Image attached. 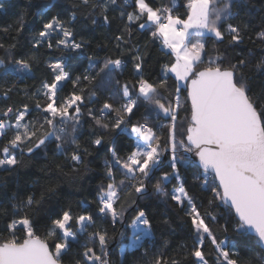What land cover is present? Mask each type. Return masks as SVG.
I'll list each match as a JSON object with an SVG mask.
<instances>
[{
	"label": "snow or ice",
	"instance_id": "1",
	"mask_svg": "<svg viewBox=\"0 0 264 264\" xmlns=\"http://www.w3.org/2000/svg\"><path fill=\"white\" fill-rule=\"evenodd\" d=\"M177 6L178 0H170V6L156 0H78L76 11L65 18L46 17L49 5L37 13L41 24L27 50H19L26 13L15 25L0 26V65H5L0 75V191L51 145L54 155L63 157L42 169V182H33L38 191L17 188L6 203L0 199V213L7 216L0 264H111L110 245L129 208L134 209L133 234L122 256L143 249L144 264H264V82L254 86L255 77H264V12L257 26L252 0H187L184 18L175 14ZM4 7L0 0V11ZM115 20L120 21L116 33L107 44H96L111 45L112 53L103 59L88 55V69L96 71L78 73L73 54L84 56L93 43L80 33L110 31ZM136 32L159 39L174 55L159 78L148 74L147 44L137 46ZM193 37L201 39L193 42ZM248 43L252 47L246 52L230 55ZM44 48L50 53L43 61L49 78L41 80L40 88H17L6 79L12 74L8 65L17 79L34 78ZM129 64V77L114 80ZM169 73L178 82L171 89ZM98 78L107 89L103 100ZM185 86L191 118L178 138ZM13 95L24 99L10 104ZM161 118L169 122L160 123ZM125 137L132 145L127 152L116 147ZM178 150L199 158L203 172L193 179L202 180L196 186L208 192L206 200L185 186L178 165L190 162ZM105 151L109 155L94 201L82 200L75 208L71 202L51 204L60 195L53 173L67 175V167L78 183L91 172L88 157ZM153 195L187 218L191 245H179L175 255L167 239L156 247L155 217L138 203ZM160 222L175 235L167 217ZM41 224L43 239L36 231ZM18 228L22 237L16 235ZM230 231L239 239L233 240ZM75 246L82 249L77 256L72 255Z\"/></svg>",
	"mask_w": 264,
	"mask_h": 264
},
{
	"label": "trees",
	"instance_id": "2",
	"mask_svg": "<svg viewBox=\"0 0 264 264\" xmlns=\"http://www.w3.org/2000/svg\"><path fill=\"white\" fill-rule=\"evenodd\" d=\"M5 5L4 10L0 11V26H4L7 24L15 25L18 20L19 16L22 13H26L24 17V31L20 34V45L19 50H27L30 45L28 41L33 37V35L38 30L41 21L37 18V13L42 12L44 7H48V15H56L60 14L61 16L67 18L68 15L71 14L72 11H76L74 4L78 2V0H31V7H29V0H9V1H2ZM156 2L163 6H170V0H156ZM186 3L187 0H178V6L176 9L175 14H179L182 18L185 16L186 12ZM252 3L255 4L258 15L254 18L255 24L258 26L259 24V12H264V0H252ZM120 25V21L115 20L111 25V30L105 29H97L92 30L88 29L84 33H80L85 35L86 39L91 40L92 46L89 49L85 50L84 56H79V54H73L77 56V59L72 61L76 71L78 73L85 72L88 69L89 61L87 59L88 55H93L94 57H98L103 59L106 55L112 53L111 45L106 48H97L96 44L98 43H108L110 37L116 33L118 27ZM79 24H77V30L79 31ZM252 35L254 36L255 33L253 32ZM136 43L137 46H143L147 44V52H148V60H149V75H151L154 79L159 78L162 74V69L165 64H169L174 62L173 56L167 52L162 47V43L159 39L153 40L150 38L148 33L143 32H136ZM0 38H3V34L0 33ZM200 38V37H198ZM219 47V45H218ZM252 47L251 43L246 44L243 46L242 49H237L236 52H230V55L236 57L237 52L245 51L247 48ZM209 50L210 54H214L211 51V43L209 42ZM49 50L44 48L39 50V56L41 63L38 66H35L33 69L34 78H25V79H17L15 74V70L11 69V66L8 65L9 70L12 74H10L6 79L10 82L16 83L17 88H25L27 87L30 91L40 88L41 87V80L49 78L47 75V69L44 67L43 61L49 58ZM51 55H60L59 52L51 53ZM127 58V57H126ZM5 68V67H4ZM4 68L0 70V75L3 74ZM91 71H96V69H91ZM131 73V65L129 64L128 70L121 75L117 72L114 76L115 79H120L123 81L125 78L129 77ZM23 75V74H22ZM169 77V87L170 89L176 83L175 77L172 75H168ZM101 78L97 79V85L99 86L97 91L101 95V100L107 98V89L103 84L100 82ZM262 82H264V77L257 76L255 77V84L254 86H259ZM71 89V85H68L66 91ZM187 87L181 88V99H182V107L180 110V121L177 125V133L178 138H181L182 135L186 131V126L190 122L191 118V111H190V100L187 99ZM23 98V96H16L13 95L12 99L8 101L10 104H17ZM4 106V103L0 101V108ZM144 114V110L141 109V115ZM169 121L167 118H161L160 123H168ZM165 134L167 129L164 130ZM163 142V140H162ZM131 141L124 138L123 141L117 143L116 147L118 150H122L123 152H127V150L131 147ZM109 153L107 151L99 154H94L93 156L88 157L90 163L91 172L84 177L83 180L79 181L78 183H73L74 174L71 173L67 167H65L64 172L67 175H60L58 172L53 173V175L58 176L60 181V188H59V197L54 199L51 204L59 202L68 203L71 202L73 207L75 208L80 201L82 200H95L97 195V187L103 180V162L106 158H108ZM179 157L183 159L187 156L189 160V166H185L183 164L178 165L181 175L185 178V186L188 187L190 190L195 191L198 197L203 199L208 198V192L202 189L201 187H197V183L202 184V180L197 182L194 181V176H200L203 172L202 167H200L198 163V157L193 154H185L183 152L178 153ZM166 162L168 160V156L165 155L163 158ZM63 162V157L54 155V144L51 145L50 151L47 154L41 153L38 159H34L29 162V166L21 169L18 173V177L16 179L9 178V184L7 188L0 191V199H4L5 203L7 202L6 198L11 196L13 191H16L19 188V191L23 193L27 191L29 188L32 190H37L33 186L34 181H41V178L44 176V172L42 169H45L50 166H54L56 163ZM165 171H170V169L166 166ZM211 176V174H209ZM91 177V179H90ZM141 207H145L149 210L153 216L155 217L154 220V234L156 237V247L158 248L159 245L162 243L163 240L167 239L170 243L171 254L175 255V252L179 245L181 244H188L191 245V240L188 239V227L186 226L187 218L183 216V213L172 206L170 201L166 202L163 199L159 198L156 195L151 196L148 200L138 201ZM51 206V205H49ZM94 206V205H93ZM10 214V213H9ZM134 209L129 208L128 212L125 214L124 225L117 224L116 232V240L110 245L109 249V259L111 264H144V260L142 259L143 249H136V250H129L121 255V249L128 244L132 237V229L129 226L133 219ZM167 217L173 227L176 230L175 235H169L167 226L163 225L160 221L162 218ZM7 216L3 213H0V233L4 236H7V233L4 232L5 229V219ZM221 222L225 219V217H219ZM232 219L234 220L235 217L233 216ZM107 226V225H105ZM41 230L39 232V236L43 239L45 238L46 231L45 226L41 224L36 231ZM111 230V229H110ZM16 235L18 237H22L23 233L20 229H17ZM228 235L233 239L237 240V237L231 231ZM2 238V237H0ZM253 243H255V237H253ZM83 243V241H81ZM49 244H52V240H49ZM146 248H152L150 243L145 244ZM209 251L212 250L211 245H208ZM82 249L79 246H75L73 249V256H77Z\"/></svg>",
	"mask_w": 264,
	"mask_h": 264
},
{
	"label": "rangeland",
	"instance_id": "3",
	"mask_svg": "<svg viewBox=\"0 0 264 264\" xmlns=\"http://www.w3.org/2000/svg\"><path fill=\"white\" fill-rule=\"evenodd\" d=\"M198 39H201V38H198V37H193V42H195V40H198ZM162 47H163V49H165L167 52H169L170 54H171V52H170V50L169 49H167L166 47H164V45L162 44ZM172 55V54H171ZM173 56V58L175 59V57H174V55H172ZM168 75H172V74H168ZM173 76V75H172ZM178 153H179V150H178ZM132 229V228H131ZM41 230H38L37 231V235L39 234V232H40ZM132 234H133V229H132ZM132 238V237H131ZM130 241H131V239H130ZM129 241V242H130ZM128 242V243H129Z\"/></svg>",
	"mask_w": 264,
	"mask_h": 264
},
{
	"label": "water",
	"instance_id": "4",
	"mask_svg": "<svg viewBox=\"0 0 264 264\" xmlns=\"http://www.w3.org/2000/svg\"><path fill=\"white\" fill-rule=\"evenodd\" d=\"M2 1H9V0H2ZM5 67V65H0V70L2 69V68H4ZM198 163H199V158H198ZM200 165V164H199ZM200 167H202L201 165H200ZM203 169V168H202ZM253 237H254V234H253Z\"/></svg>",
	"mask_w": 264,
	"mask_h": 264
}]
</instances>
